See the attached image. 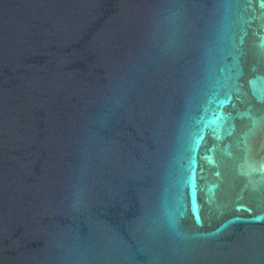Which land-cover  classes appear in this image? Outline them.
<instances>
[{
  "label": "water",
  "instance_id": "water-1",
  "mask_svg": "<svg viewBox=\"0 0 264 264\" xmlns=\"http://www.w3.org/2000/svg\"><path fill=\"white\" fill-rule=\"evenodd\" d=\"M0 264H264V0H0Z\"/></svg>",
  "mask_w": 264,
  "mask_h": 264
}]
</instances>
